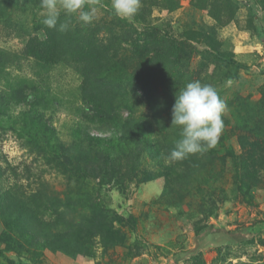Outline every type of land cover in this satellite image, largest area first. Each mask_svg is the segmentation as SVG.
Here are the masks:
<instances>
[{"label":"rangeland","instance_id":"1","mask_svg":"<svg viewBox=\"0 0 264 264\" xmlns=\"http://www.w3.org/2000/svg\"><path fill=\"white\" fill-rule=\"evenodd\" d=\"M108 2L86 4L97 9L87 24L62 12L60 32L42 23L40 0H0V91L22 80L55 98L46 119L68 150L37 148L13 130L19 124L0 128V264H264V0H153L139 21L117 18ZM48 31L86 35L102 51L97 60L114 63L110 113L153 121L160 157L114 151L108 169L93 143L70 149L77 126L90 124L80 73L24 52ZM189 32L206 47L189 43ZM194 80L224 99L223 132L214 148L166 163L180 138L175 94ZM5 194L41 224L3 211ZM32 233L46 242L31 244Z\"/></svg>","mask_w":264,"mask_h":264},{"label":"trees","instance_id":"2","mask_svg":"<svg viewBox=\"0 0 264 264\" xmlns=\"http://www.w3.org/2000/svg\"><path fill=\"white\" fill-rule=\"evenodd\" d=\"M152 1L141 0V7L133 21L146 19V13L150 9L148 4L151 5ZM98 3L109 6L108 0H98ZM1 15L2 19L6 18L5 15ZM187 35L185 39L191 44L196 42L195 47L198 49L206 47L204 41L197 40L194 32H189ZM24 52H26L25 55L31 56L45 66H53L59 63H75L80 73L82 78L81 95L84 101L83 111L87 115H84L87 118L85 119L90 124L82 123L77 126L74 131L76 132L77 142L70 149L83 148L81 144L85 141L93 143L98 146L95 154L100 155H98L97 159H103L101 166H107L108 169L117 162V159L112 158L114 151L123 155L126 151L136 149L137 156L146 153L153 159L161 156L163 151L154 138L157 130L153 121L132 116L123 118L121 115H112L110 113L112 109L110 106L115 96L112 87L109 88L111 84L108 82V76L110 74V66L115 68V65L110 62V64L105 66V63L97 60L102 51L87 39L86 35L60 39L57 34L48 31V36L44 40L35 39L30 41L26 45ZM161 54L162 52H160L159 56ZM215 56L229 65L241 67L233 58L221 52L216 51ZM8 83L9 90L0 91V128H5V123L19 124V128L15 127L13 130L17 131L18 134L25 137L37 148L42 150L54 145L60 155L66 156L68 150L66 151L62 145L56 142L58 139L57 132L51 124V119H46L47 113L58 104L57 100L51 95L48 96L46 93H42L35 86L25 81L19 80L14 83L8 81ZM143 91L146 97L152 98L149 86L144 84ZM22 106L25 109L17 114L18 118L15 121L17 116L13 117L12 113ZM136 155L135 158H137ZM2 172V168H0V175ZM103 172L105 171L103 170ZM24 204L26 203L22 202L19 207L13 209L12 202H9L5 194L2 210L10 212L13 209L11 212L14 216H21L20 218L29 216L31 217V225L39 226L41 221ZM30 239L31 244L38 245L43 241L46 242L47 238L44 240L41 234L32 233ZM60 249L64 250V248Z\"/></svg>","mask_w":264,"mask_h":264},{"label":"clouds","instance_id":"3","mask_svg":"<svg viewBox=\"0 0 264 264\" xmlns=\"http://www.w3.org/2000/svg\"><path fill=\"white\" fill-rule=\"evenodd\" d=\"M95 2L98 0H40L42 23L49 29L66 31L68 24L60 22L62 12L66 16L76 15L83 23H91L97 9H84L86 4ZM140 7L141 0H111V11L122 20L132 21ZM226 108L224 99L211 84L194 80L179 89L172 109V126L180 128V138L165 162L181 161L214 148L223 132L222 115Z\"/></svg>","mask_w":264,"mask_h":264}]
</instances>
